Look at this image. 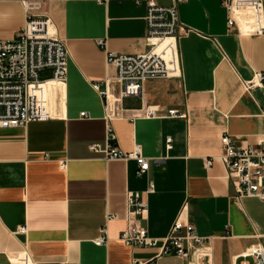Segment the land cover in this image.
Segmentation results:
<instances>
[{"label":"crops","instance_id":"0c3cea01","mask_svg":"<svg viewBox=\"0 0 264 264\" xmlns=\"http://www.w3.org/2000/svg\"><path fill=\"white\" fill-rule=\"evenodd\" d=\"M24 2L0 0V40L24 27ZM178 7L189 31L177 51L173 41L160 44L177 55L180 75L147 80L142 96L121 97L114 84L106 101L94 83L115 74L107 51L149 48L145 2L46 1L51 29L68 48L67 79L44 83L49 118L0 129V264H240L243 253L263 243L264 201L238 195L219 156L224 134L239 146L264 139V86L247 87L264 70V35L254 32L249 10L234 13L230 26L222 0H185ZM42 72V80L52 78L50 70ZM148 107L164 116L134 117ZM169 109L184 116H165ZM108 112L117 144L126 151L140 146L150 160L146 174H137L134 159L108 161L90 150L91 143L106 142ZM150 183L155 191L147 194ZM132 192L147 203L137 222L158 239L154 247L120 239ZM182 211L200 236L215 237L210 252L156 258ZM104 233L108 241L97 243Z\"/></svg>","mask_w":264,"mask_h":264},{"label":"built area","instance_id":"2783aa9c","mask_svg":"<svg viewBox=\"0 0 264 264\" xmlns=\"http://www.w3.org/2000/svg\"><path fill=\"white\" fill-rule=\"evenodd\" d=\"M26 22L24 27L9 40H0V129L21 127L30 121L49 118L47 96L44 83L57 81L64 83L67 79L68 48L52 31L51 20L44 13L48 0H24ZM108 1V0H100ZM138 4L145 2L147 7L146 27L149 48L140 54H124L107 51V66L115 69V74H108L104 81L94 83V88L109 101L112 87L119 86L121 97L142 96L145 82L151 78H170L179 76L177 55L171 57L168 47H161L162 40L175 43L189 31L180 19L179 3L185 0H172L170 5L160 4L158 0H135ZM228 11V24H235L233 14L240 10H249L254 16V32L264 35V0H222ZM98 43L105 45L100 39ZM50 70L52 78L41 79L43 70ZM104 85V89L102 88ZM264 86V70L247 83L249 89ZM109 108V105H108ZM86 118V111L81 112ZM149 118L163 117L156 107H148L134 114ZM169 117H183L176 109H169ZM112 116H106V142H94L90 150L105 154L108 161H129L134 159L139 164L137 174L142 176L150 169V160L143 155L140 146L131 151L121 148L116 140L112 125ZM172 137H168V146ZM224 152L220 159L228 169V176L234 184L238 195L256 197L264 201V139L254 145L239 146L229 134L222 137ZM215 157L206 159L205 165L212 166ZM155 191V184L150 183L145 193ZM129 225L121 233L120 239L130 247H154L158 239L149 235L147 229L137 222L148 210L147 203L140 192L127 196ZM115 218V215L109 217ZM27 228L23 227L22 232ZM103 232H106L103 230ZM215 237H204L197 233L195 225L188 221L184 211L180 213L156 258L174 252L178 257L188 259L192 256L201 258L210 252ZM264 238V237H263ZM97 243L108 241L106 233ZM136 264H152L136 262ZM240 264H264V241L241 255Z\"/></svg>","mask_w":264,"mask_h":264},{"label":"rangeland","instance_id":"374dc122","mask_svg":"<svg viewBox=\"0 0 264 264\" xmlns=\"http://www.w3.org/2000/svg\"><path fill=\"white\" fill-rule=\"evenodd\" d=\"M48 75V71H44V72H42V77H45V76H47Z\"/></svg>","mask_w":264,"mask_h":264},{"label":"bare ground","instance_id":"6f19581e","mask_svg":"<svg viewBox=\"0 0 264 264\" xmlns=\"http://www.w3.org/2000/svg\"><path fill=\"white\" fill-rule=\"evenodd\" d=\"M165 40H167V39H165ZM162 41H164V40H162ZM55 82H57V81H55Z\"/></svg>","mask_w":264,"mask_h":264}]
</instances>
